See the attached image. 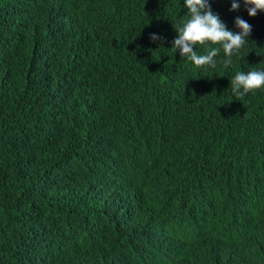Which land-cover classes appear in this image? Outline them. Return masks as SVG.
Returning a JSON list of instances; mask_svg holds the SVG:
<instances>
[{
  "label": "trees",
  "instance_id": "trees-1",
  "mask_svg": "<svg viewBox=\"0 0 264 264\" xmlns=\"http://www.w3.org/2000/svg\"><path fill=\"white\" fill-rule=\"evenodd\" d=\"M10 1L14 6L0 0L14 24V33L0 39V264H126L91 239L105 224L108 201L120 200L115 196L121 195L123 175L160 166L182 172L194 161H201L200 166H207L203 161L215 166L243 161L250 166L246 183L252 191L264 178V87L248 92L245 101L233 100L224 89L228 71L236 66L241 70L238 61L264 63V11L250 16L247 5L236 14L252 27L225 72L202 68L207 72L200 73L201 67L194 65L192 78L205 92L194 94L182 83L176 85L173 77L160 80L156 86L174 88L162 90L181 123L171 126L179 133L171 146H151L140 145L137 135L125 128L137 103L136 90L144 85L120 88L114 77L141 56L175 55L170 27L148 32L141 14L131 20L122 11L131 4L134 14L144 5L155 19L182 18L184 0ZM116 5L121 10H114ZM231 28L241 31L234 22ZM151 34L161 39L153 41ZM185 129L194 132L192 141L182 136ZM72 161L95 171L63 176L46 193L29 189L30 178ZM130 203L129 216L140 202ZM227 218L231 223L233 218ZM242 228L246 234L259 232L248 222ZM178 231L157 227L150 234L155 264L166 262L162 252L177 240L194 249L212 238L206 229ZM120 239L121 234L112 240Z\"/></svg>",
  "mask_w": 264,
  "mask_h": 264
},
{
  "label": "clouds",
  "instance_id": "clouds-1",
  "mask_svg": "<svg viewBox=\"0 0 264 264\" xmlns=\"http://www.w3.org/2000/svg\"><path fill=\"white\" fill-rule=\"evenodd\" d=\"M7 2L14 6L10 0ZM143 3L147 4L145 0L141 1ZM247 5H251L248 8L250 16H256L258 10L264 11V0H184V17H170L164 21L163 18L150 16V9L144 5L134 14L131 4L122 11L131 20H137L141 14L148 32L170 27L169 43L175 53L167 49L169 54L141 56L130 70L114 77L120 88L144 85L136 90L137 103L131 110V122L125 127L127 132L137 135L140 145H148L149 142L151 146L158 142L172 145L179 133H174L171 126L179 125L181 120L166 100L167 92L162 89L174 88L156 85L163 77H173L176 85L182 83V87L194 94L205 92L203 85H197L192 78L194 65L201 67L200 73L207 72L202 68L222 73L233 64L235 52L246 44L251 32L252 26L236 17L238 11ZM114 10H121V6L116 5ZM233 22L241 30L239 33L232 30ZM13 33L14 24L5 9L0 7V39ZM151 39L156 41L161 37L151 34ZM238 66L240 71L237 66L228 71L230 80L224 89L230 91L233 100L245 101L248 92L264 87V63L252 60L244 64L238 61ZM150 87L152 90L148 91ZM192 133L185 129L182 136L192 141ZM200 162L194 161L190 169L182 172L160 166L142 169L136 176L123 175L121 195L115 196L120 200L114 204L113 199L108 201L102 215L107 222L91 237L92 242L116 252L126 264H131L133 260L155 264L157 259L151 254V246L155 247V244L150 234L157 227L171 229L177 234L178 230L185 233L186 228L206 229L211 239L194 249L177 240L162 252L161 256L167 258L162 264H264V178L252 191L246 183L251 172L247 162L232 161L223 166H215L209 161H203L207 166H200ZM59 164L53 169H45L34 180L30 178L29 189L33 186L36 192L46 193L63 176L95 171L74 161ZM19 167L20 164L16 170ZM21 173L26 175L23 166ZM130 199L140 203L138 211L129 216L126 211L128 205H132ZM250 210L254 211V219ZM228 215L233 218L231 223L228 222ZM207 221L210 225L206 224ZM242 222H248L252 229L259 232L246 234ZM218 226L220 231L214 230ZM119 234L122 239L112 240ZM224 234L232 239H225ZM205 244L213 245L204 248Z\"/></svg>",
  "mask_w": 264,
  "mask_h": 264
},
{
  "label": "bare ground",
  "instance_id": "bare-ground-1",
  "mask_svg": "<svg viewBox=\"0 0 264 264\" xmlns=\"http://www.w3.org/2000/svg\"><path fill=\"white\" fill-rule=\"evenodd\" d=\"M203 130V129H202ZM47 132H49V131H47ZM19 135V134H18ZM48 135V134H47ZM245 135H248V134H245ZM16 136H17V134H16ZM18 137V136H17ZM235 138H236V136H235ZM15 139V138H14ZM13 139V140H14ZM18 141V140H17ZM233 141V140H232ZM26 147V146H25ZM40 166V165H39ZM32 170H33V168H32ZM251 213V212H250ZM105 223H106V221H105ZM98 227V226H97ZM166 229V228H165ZM245 229V228H244ZM156 230V229H155ZM158 231H159V229H157ZM170 230V229H169ZM188 230H189V228H188ZM196 230V229H195ZM200 230V229H199ZM163 231H164V229H163ZM204 231V230H203ZM156 232V231H155ZM179 232V231H178ZM190 232H192L191 230H190ZM160 232H157V234H159ZM168 232L166 231V234H167ZM193 233H194V231H193ZM162 233H160V235H161ZM163 234H165V233H163ZM174 234H175V232H174ZM170 235H172V233L170 234L169 233V237H170ZM166 237V236H165ZM168 237V238H169ZM210 237H212V236H210ZM154 238H155V236H154ZM160 238H161V236H160ZM226 238H227V236H226ZM159 239V238H158ZM165 239V238H164ZM156 240V239H155ZM168 240V239H167ZM158 241V240H157ZM165 242V241H164ZM174 242V241H173ZM156 243V242H155ZM156 245H157V243H156ZM93 247H95V246H93ZM98 248V247H97ZM95 249V248H94ZM86 250H88V249H86ZM43 251V250H42ZM48 260V259H47ZM94 263V262H93ZM106 263H108V261L106 262Z\"/></svg>",
  "mask_w": 264,
  "mask_h": 264
}]
</instances>
